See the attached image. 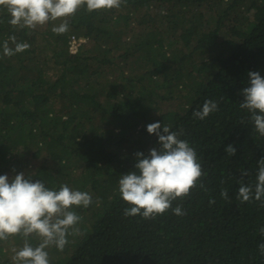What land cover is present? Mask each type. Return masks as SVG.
Returning a JSON list of instances; mask_svg holds the SVG:
<instances>
[{
    "label": "trees",
    "instance_id": "obj_1",
    "mask_svg": "<svg viewBox=\"0 0 264 264\" xmlns=\"http://www.w3.org/2000/svg\"><path fill=\"white\" fill-rule=\"evenodd\" d=\"M10 19L0 8V175L23 172L93 197L74 209L81 234L69 236L63 251L47 249L52 264H264V207L236 199L241 182L254 187L264 157V137L239 107L249 71L264 76V0L85 6L59 35L52 22L32 30ZM12 36L30 47L4 55L5 41L15 47ZM209 99L219 110L196 118ZM157 121L182 131L207 175L203 187L173 202L186 215L126 217L119 180L134 170L137 152L159 147L147 131ZM229 144L237 149L231 157ZM24 242L20 235L0 241V264H14Z\"/></svg>",
    "mask_w": 264,
    "mask_h": 264
},
{
    "label": "clouds",
    "instance_id": "obj_2",
    "mask_svg": "<svg viewBox=\"0 0 264 264\" xmlns=\"http://www.w3.org/2000/svg\"><path fill=\"white\" fill-rule=\"evenodd\" d=\"M127 0H0V8L10 14L9 23L14 27L35 30L58 19L64 22L55 25L52 31L63 34L68 31L67 18L72 17L82 7L89 12L100 9H119ZM70 40V50L76 51L77 43ZM3 44V54L12 56L30 47L28 43L17 42L15 36ZM74 50H72V46ZM249 86L241 90L244 97L239 107L250 113L254 130L264 137V76L258 71H249ZM219 110V102L206 100L203 106L194 110L193 115L206 119L209 114ZM147 131L158 137L159 147L151 148L149 154L137 152L134 170L123 174L119 180V193L129 205L124 209L126 217L140 215L144 219H153L171 210L175 215H186L182 205L173 207V202L190 195L191 190L203 187L199 183L207 173L204 171L196 150L186 139H181L182 131H173L170 125L157 121L147 125ZM236 147L227 145L228 156L236 154ZM258 163L256 182H241L236 199L241 203L261 202L264 207V157ZM242 177L249 175L241 169ZM224 199H229L227 189L221 191ZM93 203L92 195L87 191L75 190L67 184L59 189L49 188L42 180H35L23 172L13 177L0 175V241L10 236L20 235L25 239L23 247L15 252L14 264H52L47 249L54 246L63 251L69 243V236L81 234L79 224L82 221L74 209L88 208ZM215 203V200H210ZM264 234V227L260 229ZM37 237L39 243L33 246L28 238ZM264 255V243L259 246Z\"/></svg>",
    "mask_w": 264,
    "mask_h": 264
},
{
    "label": "rangeland",
    "instance_id": "obj_3",
    "mask_svg": "<svg viewBox=\"0 0 264 264\" xmlns=\"http://www.w3.org/2000/svg\"><path fill=\"white\" fill-rule=\"evenodd\" d=\"M60 23H62L61 22V20L60 19H58L57 21H55V22H52V25H59ZM40 28H46V24H44V25H42ZM162 107L163 108H165L166 107V104H163L162 105ZM154 136H155V134H153ZM149 146V145H148ZM21 158H25V156L24 157H21ZM42 158H40V157H34V160H41Z\"/></svg>",
    "mask_w": 264,
    "mask_h": 264
},
{
    "label": "built area",
    "instance_id": "obj_4",
    "mask_svg": "<svg viewBox=\"0 0 264 264\" xmlns=\"http://www.w3.org/2000/svg\"><path fill=\"white\" fill-rule=\"evenodd\" d=\"M72 42L75 45L76 40H75V37L74 36H73V41ZM74 45L72 46V50H74V47H75Z\"/></svg>",
    "mask_w": 264,
    "mask_h": 264
}]
</instances>
